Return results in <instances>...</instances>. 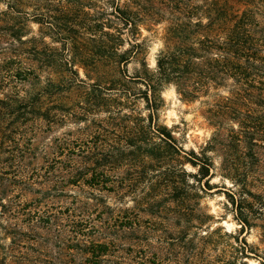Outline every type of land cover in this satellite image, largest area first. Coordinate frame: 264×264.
Here are the masks:
<instances>
[{"label":"trees","instance_id":"obj_1","mask_svg":"<svg viewBox=\"0 0 264 264\" xmlns=\"http://www.w3.org/2000/svg\"><path fill=\"white\" fill-rule=\"evenodd\" d=\"M0 6V264H247L254 248L203 234L197 202L217 156L239 233L254 226L245 178L264 144V0ZM159 25L151 69L141 31ZM81 70L95 81L77 85ZM168 87L205 108L198 151L159 121Z\"/></svg>","mask_w":264,"mask_h":264},{"label":"rangeland","instance_id":"obj_2","mask_svg":"<svg viewBox=\"0 0 264 264\" xmlns=\"http://www.w3.org/2000/svg\"><path fill=\"white\" fill-rule=\"evenodd\" d=\"M69 0H62V3H68ZM55 5V1L51 2ZM3 7L0 6V9ZM38 27L32 25V31L37 33ZM142 37L149 40L148 50L146 54V63L149 68H154L155 56L163 46V25L155 26L152 31H147L145 28L141 31ZM87 44V41H84ZM6 55L0 53V59ZM138 68L136 62L128 65V74H133ZM99 75L102 77L104 83L101 85L105 89L117 88V75L112 72V68L106 65L99 66ZM80 79L83 80L80 81ZM85 81V84H84ZM95 77L89 80L85 77L83 71L79 72V81L76 84L79 86L93 83ZM164 101L163 108L159 113V121L167 128L174 129L175 137L179 140L185 150L194 149L199 150L204 146V142L209 138L211 131L207 128L203 120L202 108L199 101L184 104L180 102L173 88L168 87L162 92ZM137 107L142 109V105L138 104ZM68 130L62 127L55 131V135ZM255 149V148H254ZM253 149V150H254ZM257 162L253 161L251 172L246 179V199L252 203L251 205V219L254 226L250 229H245L239 233V224L236 222L234 209L231 205L228 195L235 188L232 186V181L224 177L222 171L218 170L220 158L216 156L215 166L216 172L214 178L211 179V190L205 191L201 194L202 198L197 202L199 209L209 217L206 222L203 234L206 232H217L218 241L222 245L232 243V238L237 237L239 241L244 239L247 244L254 248L251 251V258L245 259L247 264H264V144H260L255 149ZM188 172H193L190 168L186 167ZM235 193V192H234ZM235 244V243H234ZM221 248V245H220Z\"/></svg>","mask_w":264,"mask_h":264}]
</instances>
